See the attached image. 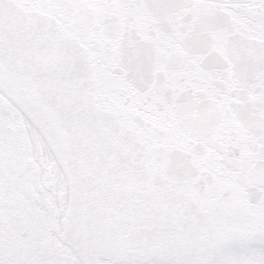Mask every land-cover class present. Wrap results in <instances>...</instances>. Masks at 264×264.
Listing matches in <instances>:
<instances>
[{
	"label": "snow or ice",
	"instance_id": "obj_1",
	"mask_svg": "<svg viewBox=\"0 0 264 264\" xmlns=\"http://www.w3.org/2000/svg\"><path fill=\"white\" fill-rule=\"evenodd\" d=\"M0 264H264V0H0Z\"/></svg>",
	"mask_w": 264,
	"mask_h": 264
}]
</instances>
